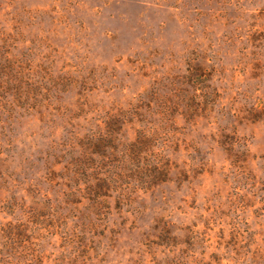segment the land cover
<instances>
[{
    "label": "rangeland",
    "instance_id": "1",
    "mask_svg": "<svg viewBox=\"0 0 264 264\" xmlns=\"http://www.w3.org/2000/svg\"><path fill=\"white\" fill-rule=\"evenodd\" d=\"M0 76V264H264V0H0ZM140 130L169 179L67 200L87 137Z\"/></svg>",
    "mask_w": 264,
    "mask_h": 264
},
{
    "label": "trees",
    "instance_id": "2",
    "mask_svg": "<svg viewBox=\"0 0 264 264\" xmlns=\"http://www.w3.org/2000/svg\"><path fill=\"white\" fill-rule=\"evenodd\" d=\"M7 61V59H4ZM8 63V61H7ZM10 65V64H7ZM8 75V74H7ZM15 77V75L10 76ZM3 80L0 76V82ZM11 81H6L5 85H11ZM17 98H20L19 95ZM151 134L146 133L144 130H140L137 138L134 142L128 143L123 146L122 149L116 150L117 153H109L107 151V139L100 138L99 140L93 141L89 137L86 138L84 143V151L80 156H70V160L65 165L64 179L67 181L66 185L69 188V192L66 194V198L71 203H77L82 198H88L91 203V207L96 209H101L104 207L107 198L112 197V192L121 189L125 190L123 186L128 184V178L137 173H141L140 182L145 185V190L149 189L148 185L158 184L163 182L168 178V167L167 163H163V156H160L156 163L153 165H148V170H141L142 167L139 164L140 153L142 150H146V147L151 144ZM116 154L123 157L122 160L113 159ZM112 155V157H111ZM128 161L125 159L127 156ZM125 159V160H124ZM139 171V172H138ZM81 183L84 187H81ZM82 188V189H81ZM74 189V190H73ZM122 193V192H121ZM117 201H120L119 194L116 197ZM49 201V200H47ZM32 209V217L36 218L37 215H42L39 210ZM49 208L47 204L45 209ZM44 209V208H43ZM32 219V221H33ZM23 223L16 222H5L0 223V242L2 249H0V254L2 255L0 261L8 263V259L13 257L14 252L10 250L14 245L22 244L25 239V233ZM160 241L159 244H168L166 240L170 241V238H176L175 235H166L165 232L159 233L157 236ZM165 238H167L165 240ZM9 250V252L6 251ZM15 255V254H14ZM167 264H183L182 260L177 256L167 257ZM160 264V263H158Z\"/></svg>",
    "mask_w": 264,
    "mask_h": 264
}]
</instances>
